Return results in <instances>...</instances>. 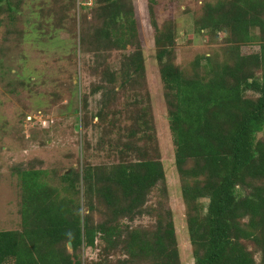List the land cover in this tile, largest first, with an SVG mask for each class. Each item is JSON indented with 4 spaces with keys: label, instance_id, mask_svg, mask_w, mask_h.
Listing matches in <instances>:
<instances>
[{
    "label": "trees",
    "instance_id": "obj_1",
    "mask_svg": "<svg viewBox=\"0 0 264 264\" xmlns=\"http://www.w3.org/2000/svg\"><path fill=\"white\" fill-rule=\"evenodd\" d=\"M9 1L0 0V16L11 11ZM93 4L100 11L93 42L121 49L133 45L137 30L130 0ZM193 23L208 43L220 44L219 52L197 56L183 69L175 63V25L164 23L160 28L152 19L193 264H264V0L205 2ZM243 45L258 49L244 54ZM134 47L136 51L122 61L127 79L131 72L143 71L140 46ZM103 73L107 88L99 85L92 94L101 95L96 117L110 136L113 131L108 128L115 124L107 120L104 125V95L109 85L114 90L117 80L113 72ZM128 83L123 80L120 85L125 89ZM87 99L88 95L81 97L82 109ZM133 126L137 130H130L127 141L114 146L119 163L101 167L83 161L76 180L83 188V214L75 211L71 198L60 196L46 182L45 171H17L23 197L21 228L0 232V264H83L81 249H93L98 241L103 260L94 264H181L170 209L162 200L156 207L147 206L158 185L163 197L166 191L159 157L147 151L152 149L147 135L151 125L141 114ZM134 138L149 144L139 147ZM69 178L64 180L71 182ZM95 212L102 215L100 222H93ZM144 216L154 218L152 227L124 222Z\"/></svg>",
    "mask_w": 264,
    "mask_h": 264
},
{
    "label": "rangeland",
    "instance_id": "obj_2",
    "mask_svg": "<svg viewBox=\"0 0 264 264\" xmlns=\"http://www.w3.org/2000/svg\"><path fill=\"white\" fill-rule=\"evenodd\" d=\"M150 1L130 0L137 36L133 45L123 49L93 42L91 35L99 27L100 14L93 7L94 0L9 1L11 11L0 16V232L21 228L23 197L17 171L22 169L45 171L46 182L57 188L60 196L71 198L75 211L87 212L81 182H76L83 161L101 167L119 163L121 158L114 146L125 143L131 129L137 130L133 126L135 117L143 114L152 128L147 133L150 144L136 138L132 141L139 147L151 145L152 149L147 148L151 156L156 151L166 189L163 197L158 185L149 195L147 206L156 207L155 203L162 200L164 208L170 209L181 264H193L174 165L170 116L155 59L152 19L160 28L164 23L175 25V63L185 69L195 57L219 52L220 44L208 43L193 23L201 5L216 0H153L152 11ZM85 35L89 37L82 41ZM137 44L143 71L139 75L131 72L127 79L122 76V61L136 51ZM257 49L256 45L241 46L244 54ZM95 59L99 60L97 64L93 63ZM103 70L113 72L117 80L114 90L109 85L104 95V125L109 121L115 124L108 128L113 131L110 136L96 117L101 95L92 94L94 87L107 88ZM123 80L129 82L125 89L120 85ZM83 95H88L86 109L81 108ZM67 175L71 182L64 180ZM92 217L95 223L102 219L99 212ZM153 221L144 216L124 222L132 227H147ZM101 245L98 241L93 249H81L83 264L103 260L98 253ZM67 250L72 252L68 246ZM255 259L258 261V253Z\"/></svg>",
    "mask_w": 264,
    "mask_h": 264
},
{
    "label": "water",
    "instance_id": "obj_3",
    "mask_svg": "<svg viewBox=\"0 0 264 264\" xmlns=\"http://www.w3.org/2000/svg\"><path fill=\"white\" fill-rule=\"evenodd\" d=\"M170 120H171V118H170ZM67 246H68L69 250L72 249V247H71V243H70V242L67 243Z\"/></svg>",
    "mask_w": 264,
    "mask_h": 264
}]
</instances>
